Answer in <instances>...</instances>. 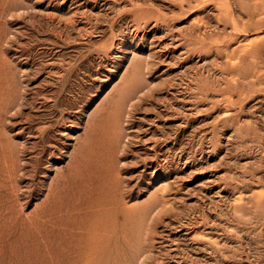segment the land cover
<instances>
[{"label": "rangeland", "instance_id": "obj_1", "mask_svg": "<svg viewBox=\"0 0 264 264\" xmlns=\"http://www.w3.org/2000/svg\"><path fill=\"white\" fill-rule=\"evenodd\" d=\"M87 259L264 264V0H0V264Z\"/></svg>", "mask_w": 264, "mask_h": 264}, {"label": "bare ground", "instance_id": "obj_2", "mask_svg": "<svg viewBox=\"0 0 264 264\" xmlns=\"http://www.w3.org/2000/svg\"><path fill=\"white\" fill-rule=\"evenodd\" d=\"M130 101V100H129ZM119 108V107H118ZM113 109V108H112ZM115 115V114H114ZM116 116V115H115ZM113 119V118H112ZM114 123L117 121V120H115V118H114ZM100 128V127H99ZM103 130V129H102ZM107 130V129H106ZM116 131V130H115ZM120 139V138H119ZM120 153V152H119ZM156 204V203H155ZM151 213V212H150ZM116 224V223H115ZM97 236H98V234H97ZM116 236V235H115ZM93 237V236H92ZM96 237V236H95ZM101 238V237H100ZM94 239V238H93ZM101 239H103V238H101ZM95 240L97 241V239L95 238ZM117 240V239H116ZM95 241V242H96ZM100 242V241H99ZM103 243H104V240H103ZM95 244V243H94ZM98 246H100V245H98ZM103 246V245H102ZM94 247V246H93ZM107 248V247H106ZM94 251H95V249H94ZM99 251V250H98ZM111 251V250H110ZM139 251V250H138ZM99 253V252H98ZM85 254V253H84ZM93 255V254H92ZM107 256H108V254H107ZM93 257L95 258V257H97V256H95V255H93ZM93 257H92V259H90V260H93ZM110 259V258H109ZM88 260V259H87ZM90 260H88L89 262H90ZM94 261H95V259H94ZM99 261V260H98ZM113 261V260H112ZM91 264H93V262H90ZM84 264H86V262L84 263ZM88 264V263H87Z\"/></svg>", "mask_w": 264, "mask_h": 264}]
</instances>
